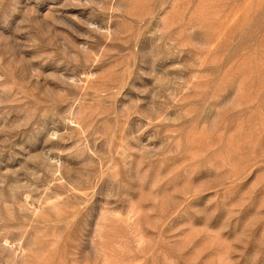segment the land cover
Returning a JSON list of instances; mask_svg holds the SVG:
<instances>
[{
    "label": "rangeland",
    "instance_id": "obj_1",
    "mask_svg": "<svg viewBox=\"0 0 264 264\" xmlns=\"http://www.w3.org/2000/svg\"><path fill=\"white\" fill-rule=\"evenodd\" d=\"M0 264H264V0H0Z\"/></svg>",
    "mask_w": 264,
    "mask_h": 264
}]
</instances>
